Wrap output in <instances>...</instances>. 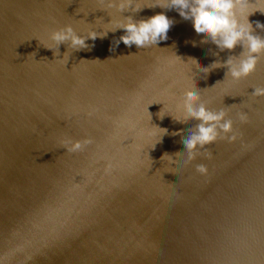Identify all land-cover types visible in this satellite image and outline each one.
<instances>
[{
	"label": "water",
	"instance_id": "water-1",
	"mask_svg": "<svg viewBox=\"0 0 264 264\" xmlns=\"http://www.w3.org/2000/svg\"><path fill=\"white\" fill-rule=\"evenodd\" d=\"M136 2L141 11L119 13L97 0H0V264H264V97L251 95L264 87V55L232 81L210 66L240 45L220 51L176 10ZM248 3L252 34L264 37L253 11L264 0ZM161 12L174 24L150 48L114 46L122 29L87 49L45 47L65 25L102 34ZM187 91L240 135L185 165L182 141L200 121L172 116L185 119ZM86 137L81 152L61 145Z\"/></svg>",
	"mask_w": 264,
	"mask_h": 264
},
{
	"label": "clouds",
	"instance_id": "clouds-1",
	"mask_svg": "<svg viewBox=\"0 0 264 264\" xmlns=\"http://www.w3.org/2000/svg\"><path fill=\"white\" fill-rule=\"evenodd\" d=\"M97 4L99 10L115 9L119 13H137L143 8L136 0H97ZM248 5V0H156L147 7L159 6L164 9L176 10L182 19L191 20L195 32L205 37L204 43L210 40L220 51H231L237 45H240L243 51L238 57L229 56L223 65L214 62L210 66L213 69L227 67V75L231 77L232 81H239L256 70L259 58L264 55V37L252 34L253 26L247 19L252 11L244 14V10ZM257 9L264 13V10L259 8L253 11ZM240 16H243V22ZM112 22L111 19L107 24ZM173 24L174 21L161 12L140 20H134L131 15L123 16V19L119 20L114 28L102 34H98L95 30H89L86 36H81L76 34L71 25H65L51 31L49 34V39L53 42L55 48L45 47L53 50L54 55H58L56 49L61 43H67L68 47L73 50L87 49L88 45L85 40L94 41L97 37H105L109 31L115 32L117 29H122L124 34L118 40H113L114 46H118L120 42H123L127 47L135 45L137 48L145 49L167 40V33ZM255 27L264 30V24L259 22H256ZM60 60L64 61L65 64L67 63L65 58ZM203 69L204 72L209 71V68ZM251 95L253 97H264V87H255ZM178 107L180 110L183 109L186 115L185 119L181 120L169 114L176 122H186L187 119L200 121L194 130H190L188 137L182 141L187 152L185 165L196 158L197 148L204 149L210 158L211 153L207 151L205 146L215 143L218 139L233 143L240 135L238 132H234L233 121L225 119L226 112L224 110H208L205 103L201 102L200 95L197 92H185L182 103ZM164 115L159 116L163 118ZM237 116L241 123H247L248 115L246 112H239ZM160 129L163 130V134L167 132L166 129ZM229 133L231 135H228ZM93 143L94 140L91 137H86L83 140L69 138L63 141L61 145L66 152L75 153L85 150L88 145ZM165 156L170 157V163L173 162L171 155L167 153L161 157V160ZM196 170L202 175L207 174V168L204 165H197Z\"/></svg>",
	"mask_w": 264,
	"mask_h": 264
}]
</instances>
